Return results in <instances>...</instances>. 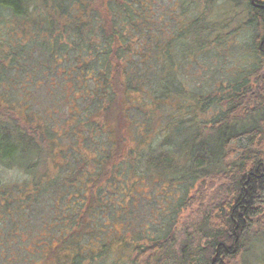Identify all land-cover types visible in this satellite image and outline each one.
Here are the masks:
<instances>
[{
  "label": "trees",
  "instance_id": "trees-1",
  "mask_svg": "<svg viewBox=\"0 0 264 264\" xmlns=\"http://www.w3.org/2000/svg\"><path fill=\"white\" fill-rule=\"evenodd\" d=\"M174 5L172 21L164 22L163 16L152 18L151 0H0V34L10 24L8 34L16 43L7 59L0 57L1 83L8 71L18 70L30 82L24 56L29 48L53 57L52 69L58 61L70 60L72 76L81 73L82 89L65 99L82 96L96 104L89 116L72 100L69 115L77 112L80 123L91 121L107 131L106 149L81 155L70 149L71 155L81 157L76 163L85 164V181L70 182L77 203L43 226L62 233L45 259L56 258L53 264H66L58 254L67 247L69 264L95 261L111 249L100 244L99 251L88 256L82 242L89 236L86 246L96 245L88 228L97 224L103 190L124 165L134 171L140 164L164 175L163 186L177 187L180 194L174 206L158 214L166 219L157 235L145 233L147 244L134 247L131 264H264V0H174ZM26 29L30 38L23 42L17 33ZM240 36L251 44L252 62L231 67L209 93L191 90L179 67L203 58L208 71L210 60H231L232 54L236 58ZM48 96L52 101L53 94ZM19 98L18 103L0 97V165L19 166L29 176L16 192L0 187V232L10 230V236L27 227L15 213L34 206L48 188L59 195L62 168L51 181L46 173L37 175L39 159L52 156L60 136L49 126V112L42 117L4 104L6 100L23 108L28 101L23 94ZM169 101L178 104L171 110L176 117L164 123L165 143L142 155L144 148L137 145L142 140H134L131 110L146 115L147 123ZM144 106H151L150 112ZM209 112L210 119L198 120ZM180 118L185 119L175 125ZM193 124L202 129L179 138L184 130L191 133ZM88 136L82 135L83 147ZM65 189L69 194L68 186ZM192 210L196 216H184Z\"/></svg>",
  "mask_w": 264,
  "mask_h": 264
},
{
  "label": "rangeland",
  "instance_id": "rangeland-1",
  "mask_svg": "<svg viewBox=\"0 0 264 264\" xmlns=\"http://www.w3.org/2000/svg\"><path fill=\"white\" fill-rule=\"evenodd\" d=\"M151 1L153 2L152 18L158 20L159 17L163 16L164 22H171L173 19L172 15H175L173 12L174 0ZM3 26L0 24V30H2ZM5 27L7 30L0 34V57L7 59L10 47L15 42L13 40L14 37L11 38L8 34L11 25L7 24ZM20 34L23 35V42L30 38L28 29L24 33L18 32L17 36ZM237 41L242 45V48L235 52L237 57L234 58L232 54L231 60L223 61L220 57L210 60L207 63L209 64L208 71H206L203 58L179 67V74L184 77L186 85L191 90L206 94L211 92L212 89L214 90V83H219L216 81L228 76L226 71H230L231 67H233V70L240 63L249 65L253 59L250 55L251 44L249 42L244 43L245 40L242 36ZM31 50H37V48L32 47L29 50H24L26 52V55L24 54L26 56L25 61L29 63L25 64L26 68H24L32 74L30 82H25L24 77H22L23 72L21 73L19 70L17 72L8 71V78L3 83L0 81V97L6 96L7 101L17 100L19 103L22 102L19 95L23 94L28 101V103L23 105L25 110L18 104H10L6 100L4 104L17 110H22V112H34L42 117L45 112H49V115H51L52 123L49 126L52 131L57 129L60 138L57 139L58 142L55 144L52 156L39 159L37 175L46 173V180L51 181L52 178L58 175L59 168L62 166L58 179L60 184L56 186L59 195L56 196L55 194L57 193L52 192V188H48V191L41 194L39 201L34 206L27 207L25 211L21 210L15 213L16 216H22L25 219L24 222H27V227H23L11 236L9 235L10 230L0 232V264H20L21 261L26 262V264H39L47 258L49 253L51 254L53 248L57 245V238L62 233L58 228L52 229L50 226L43 230V226L46 221L54 223L56 216H61L63 212H68V209H72L77 203L79 198L77 195L71 194L70 182H76L75 179H79L77 183L81 185L80 182L85 181L82 173L85 171L83 170L85 164L82 161L76 163L81 157L71 155L70 149L71 152L81 155L84 150L95 152L101 147L106 149L108 143L106 130L97 128L98 125L91 123V121L85 120L80 123L81 120L77 112H71L69 115L70 103L73 101L79 108L86 109L89 116L90 112L93 111V106L96 104V102L92 103V100H83L82 96L73 100V97L77 96L76 93L82 89L81 73L72 76L70 60L58 61L56 69H52L53 57L43 55L40 50L30 52ZM44 56L51 58L47 60ZM181 61L184 62L182 58ZM226 61L227 63H225ZM211 67L212 69H210ZM168 70L169 68H166V73H168ZM18 76L20 77L18 78ZM213 76L214 78H212ZM76 84H78V87L74 90L73 87ZM70 92L73 94V101L70 98L65 99V96H70ZM49 93L53 94L52 101L48 96ZM134 98L140 99V96H135ZM177 104L175 101L167 102L166 109L164 111L160 110L162 113L155 111L154 118H151L147 123L145 122L146 115H140L137 109L131 110L134 122V140L136 142L142 140V142L137 144L139 148H144L143 152L141 151L142 155L146 154L148 150H160L165 143L163 136L164 123L166 120L173 118L174 113H171V110L175 109ZM151 108V106H144L142 109L150 112ZM184 119L180 118L178 121L175 119L173 123L177 125V122L179 123ZM208 119H210V112L199 117L198 120L207 121ZM190 129L191 133H188L189 129L180 132L179 138L188 134L192 135L195 129H198L199 132L202 127L198 128L193 124ZM82 132L85 136L90 134L88 136L89 142L84 147L81 143ZM169 134L175 136L174 132H169ZM141 157L142 159L144 158L143 156ZM89 167L91 170L94 169L91 166ZM119 171L115 178L112 179L114 183H109L101 194L104 200L103 205H101L102 211L99 210L98 212L97 224H93V227L90 225L88 228V231L94 237H92V241H96V245H93L92 248L86 246L87 242H89V236L85 237L82 242L83 247L86 248L84 254H88V256L92 251L97 253L100 249V244H107L111 249L101 257H97L95 261H87L85 264H131L135 255L134 247L138 244H147L148 240L146 238L148 236H145V233H149L152 237L157 235L158 229L161 228L166 219L165 216L158 214L162 208L174 206L173 201L180 194L179 188L174 189L177 187H168L166 189L163 186V181L166 180L164 175L151 173L143 164H140L134 171L128 165H124ZM28 177L19 166L10 168L0 165V187H9L7 189L9 193L16 192L23 185L22 183L26 184L25 181ZM133 177H139L142 181L132 179ZM128 181H130V184H126L128 187H125V183ZM67 186L69 194H67L65 189ZM72 191H75V189L72 188ZM79 197L82 198L83 195ZM112 204L115 207V213H113L114 211L111 212ZM196 211L192 210V214L185 213L184 216H196ZM0 216H3L1 212ZM105 216H110V218L104 220L103 217ZM147 226L148 228H146ZM3 233L6 238H2ZM61 253L58 254V259L64 260L66 264H69L70 251L68 247ZM7 258L14 260V262L12 260L8 262ZM55 260L56 258L45 260L42 264H53Z\"/></svg>",
  "mask_w": 264,
  "mask_h": 264
},
{
  "label": "water",
  "instance_id": "water-1",
  "mask_svg": "<svg viewBox=\"0 0 264 264\" xmlns=\"http://www.w3.org/2000/svg\"><path fill=\"white\" fill-rule=\"evenodd\" d=\"M253 3H255V0H253Z\"/></svg>",
  "mask_w": 264,
  "mask_h": 264
}]
</instances>
